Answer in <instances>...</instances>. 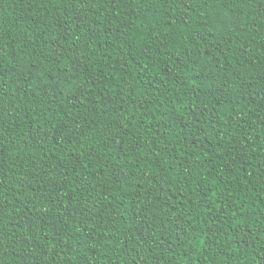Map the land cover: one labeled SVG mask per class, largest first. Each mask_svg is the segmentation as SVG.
<instances>
[{
  "label": "trees",
  "instance_id": "obj_1",
  "mask_svg": "<svg viewBox=\"0 0 264 264\" xmlns=\"http://www.w3.org/2000/svg\"><path fill=\"white\" fill-rule=\"evenodd\" d=\"M0 264H264V0H0Z\"/></svg>",
  "mask_w": 264,
  "mask_h": 264
}]
</instances>
